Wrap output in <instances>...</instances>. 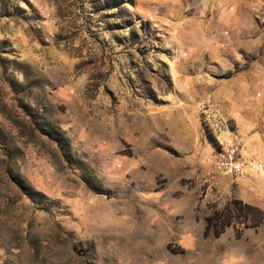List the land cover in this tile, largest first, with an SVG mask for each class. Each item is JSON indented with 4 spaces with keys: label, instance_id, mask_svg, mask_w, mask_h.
Returning <instances> with one entry per match:
<instances>
[{
    "label": "rangeland",
    "instance_id": "1",
    "mask_svg": "<svg viewBox=\"0 0 264 264\" xmlns=\"http://www.w3.org/2000/svg\"><path fill=\"white\" fill-rule=\"evenodd\" d=\"M231 134L264 162V0H0V264H264L204 234L264 210Z\"/></svg>",
    "mask_w": 264,
    "mask_h": 264
},
{
    "label": "trees",
    "instance_id": "2",
    "mask_svg": "<svg viewBox=\"0 0 264 264\" xmlns=\"http://www.w3.org/2000/svg\"><path fill=\"white\" fill-rule=\"evenodd\" d=\"M55 137L62 147L64 138L59 139V134ZM100 192V191H99ZM264 222V210L240 198L231 199L222 209H216L206 218L205 236L213 234L215 237L221 236L228 227H236V236L243 235V229L237 227L243 224L244 228H257Z\"/></svg>",
    "mask_w": 264,
    "mask_h": 264
},
{
    "label": "built area",
    "instance_id": "3",
    "mask_svg": "<svg viewBox=\"0 0 264 264\" xmlns=\"http://www.w3.org/2000/svg\"><path fill=\"white\" fill-rule=\"evenodd\" d=\"M230 143L221 144V153H216V160L221 169L233 175H242L247 169L264 172V162L261 160L246 159L240 149L241 139L231 134Z\"/></svg>",
    "mask_w": 264,
    "mask_h": 264
},
{
    "label": "bare ground",
    "instance_id": "4",
    "mask_svg": "<svg viewBox=\"0 0 264 264\" xmlns=\"http://www.w3.org/2000/svg\"><path fill=\"white\" fill-rule=\"evenodd\" d=\"M217 153H221V149L217 151ZM221 167V165H219Z\"/></svg>",
    "mask_w": 264,
    "mask_h": 264
}]
</instances>
